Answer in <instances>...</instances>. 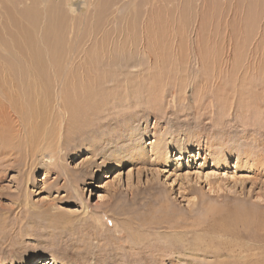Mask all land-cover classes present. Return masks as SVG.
I'll use <instances>...</instances> for the list:
<instances>
[{
  "label": "rangeland",
  "instance_id": "374dc122",
  "mask_svg": "<svg viewBox=\"0 0 264 264\" xmlns=\"http://www.w3.org/2000/svg\"><path fill=\"white\" fill-rule=\"evenodd\" d=\"M72 3L0 0V264H264V0Z\"/></svg>",
  "mask_w": 264,
  "mask_h": 264
},
{
  "label": "bare ground",
  "instance_id": "6f19581e",
  "mask_svg": "<svg viewBox=\"0 0 264 264\" xmlns=\"http://www.w3.org/2000/svg\"><path fill=\"white\" fill-rule=\"evenodd\" d=\"M73 2V0H68V3H69V5H72V4H74V3H72ZM41 4V3H40ZM77 5H79V3H77ZM34 6V5H33ZM10 24V23H9ZM120 41H118V43H119ZM114 43H116V41L114 42ZM114 43H109L108 44V46L105 48V46L103 45V47H101V51H100V53H101V56H104L106 59H105V61H109L113 56H114V51L115 50H117V49H120V48H122L123 47V44L121 43V44H118L119 46H117L116 47V45L117 44H114ZM102 45V44H101ZM98 46V45H97ZM136 46H138V45H136ZM131 47V46H130ZM127 49V50H126ZM125 49V51H128V47ZM133 49V48H132ZM130 50V49H129ZM122 52H123V50H122ZM129 52V51H128ZM134 53V52H133ZM97 56V55H96ZM59 58V57H58ZM98 58H99V55H98ZM63 59V58H62ZM97 59V58H96ZM100 59V58H99ZM103 59V58H102ZM100 60V63H102L101 61H103V60ZM111 61V60H110ZM109 61V62H110ZM70 61H68V63H69ZM73 62H74V60H73ZM78 62L80 63V69L79 70H75V68L73 67V69L69 66V68H68V74H69V76H73V77H76V75L78 76V73L80 72V70L82 71V73L86 76V73H85V70L83 69V68H86L88 65H89V63H91L90 62V60L88 59V58H82L80 61H77V64H78ZM108 62V63H109ZM55 62H53V64H54ZM98 63V62H97ZM72 64V63H71ZM76 64V65H77ZM104 64V63H103ZM101 65V64H100ZM102 66V65H101ZM101 66H99V67H101ZM58 67V66H57ZM89 71H91V70H89ZM87 72V71H86ZM87 75H91V74H87ZM72 77V78H73ZM91 77V76H90ZM97 77H98V75H97ZM105 77V76H104ZM64 78V77H63ZM81 78H82V76H81ZM101 78V77H100ZM75 79V78H74ZM82 87V86H81ZM79 88V87H78ZM83 90V89H82ZM81 90V91H82ZM77 91V90H76ZM79 93V92H78ZM80 94H82V92L80 93ZM75 105V104H74ZM15 119V118H14ZM9 121H12L11 119L9 120ZM9 124V122H7L6 123V125H8ZM12 124V123H11ZM1 127V126H0ZM19 130V129H18ZM20 132V131H19ZM19 134V133H18ZM5 135H3V134H1L0 133V147L2 146V151H3V153L4 154H9L10 156H13L14 155V153L12 152L13 150L15 151L16 149H14V147H12V146H10L9 144H8V142H9V139L6 137ZM4 139H5V141H6V143H4ZM36 143H39V142H36ZM46 145V144H45ZM46 146H49V145H46ZM13 148V149H12ZM37 147H34V148H31V153H34L35 151L37 152V151H39V149L37 150L36 149ZM46 148V147H45ZM42 149H43V147H42ZM3 154V155H4ZM30 154V153H29ZM5 156H7V155H5ZM4 158V157H3ZM6 158V157H5ZM2 160H4V159H2ZM3 162V161H2ZM3 164V163H2ZM33 164V163H32ZM239 214V213H238ZM239 216V215H238ZM240 216H242V215H240ZM242 219H243V216H242ZM246 219V218H245ZM241 221H243V220H241Z\"/></svg>",
  "mask_w": 264,
  "mask_h": 264
}]
</instances>
